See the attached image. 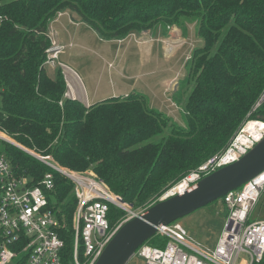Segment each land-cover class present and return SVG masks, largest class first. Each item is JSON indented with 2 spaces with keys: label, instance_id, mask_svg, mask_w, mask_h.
Wrapping results in <instances>:
<instances>
[{
  "label": "trees",
  "instance_id": "1",
  "mask_svg": "<svg viewBox=\"0 0 264 264\" xmlns=\"http://www.w3.org/2000/svg\"><path fill=\"white\" fill-rule=\"evenodd\" d=\"M63 13L105 41L159 30L166 37L172 26L196 24L202 44L186 63L191 93L185 126L153 108L142 94L90 107L67 98L63 70L56 68L52 77L46 66L50 25ZM0 17L1 128L62 167L92 172L128 206L157 203L223 153L247 117H264V100L258 106L264 96V0H0ZM182 95L175 92L177 105ZM3 152L29 187L39 185L47 173L54 175L48 200L65 224L64 264H72L74 184L13 145H5ZM123 214L111 206V228ZM152 241L153 246L166 242L156 236L146 244ZM26 259L20 255L16 264Z\"/></svg>",
  "mask_w": 264,
  "mask_h": 264
},
{
  "label": "built area",
  "instance_id": "2",
  "mask_svg": "<svg viewBox=\"0 0 264 264\" xmlns=\"http://www.w3.org/2000/svg\"><path fill=\"white\" fill-rule=\"evenodd\" d=\"M1 22L0 17V24ZM60 50L59 44L52 40L46 64L51 65V62L58 60ZM3 93L4 89L0 87L1 106ZM262 140L264 121L247 120L223 153L202 164L161 200L180 193L204 177L239 161ZM5 145L19 148L72 181L77 198L72 264H95L118 229L128 221L125 220L114 228L110 226L111 206L129 212L124 207L126 204L122 198L92 172H76L62 167L53 158L44 157L20 144L1 126L0 264H16L20 255H26V264H64V251L67 247L61 236L65 224L48 200V194L55 188L54 175L47 173L39 185L29 187L27 180L18 179L15 175L3 152ZM263 192L264 171L222 198L228 217L215 250L202 248L176 222L159 229L157 236L166 240L163 246L145 244L137 255L145 264H261L264 260V219H253L252 211Z\"/></svg>",
  "mask_w": 264,
  "mask_h": 264
},
{
  "label": "rangeland",
  "instance_id": "3",
  "mask_svg": "<svg viewBox=\"0 0 264 264\" xmlns=\"http://www.w3.org/2000/svg\"><path fill=\"white\" fill-rule=\"evenodd\" d=\"M74 15L78 18L77 14ZM86 27L87 26L84 28L86 29V35L81 36L78 40L72 41V45H69L67 48L65 46V53L61 55L60 59L51 62V65H48L49 63L46 64V66H49L47 67L48 73L54 77L56 68L60 67L62 70H64V67L61 65V63L67 65L70 64L73 66L81 78L82 94L84 93L83 88L86 92L88 99V103L86 104L87 107L91 106L90 103L111 99L113 94L123 95L121 97H124L126 94L137 93L147 96L150 100L151 106L153 108H158L160 105L157 104L156 99L159 100L160 95L157 97L155 91L153 95L152 91L149 89L150 83L155 85V87L158 86V90H160L159 92L164 96L163 99L171 101L172 103L174 102L173 97L175 92H177V94L181 92L183 94V98L180 100V105H177L175 102L173 103L176 106L174 111H177V113L176 115L173 113L171 114H173L172 118L179 125L185 126V107L191 93L190 86L188 85L189 70L186 68V63L192 57L193 50L202 44V41L199 39L197 34L196 24L189 23L187 26L177 25L171 27L169 31L170 35H167L169 37L167 40H170L171 42L168 44L166 43L165 47L167 48L166 55L168 57H172L170 56V53L172 52L174 57H172V59H168L163 55L164 50L162 49L159 53L161 54L159 57V66H161V68L159 69L162 72H159L153 76L147 74L149 73V70H151V67H147V65L143 66L142 62L144 60H141V53H143V58L146 57L145 53L147 52L143 51L147 50L144 40H150V35L148 33H142L140 34L141 36L132 37L131 42L122 41L123 45L131 43V52H129L128 55L126 54V56L122 54L121 57H119V55L115 57V45L110 41L101 40L92 30H89V28ZM160 34H162L161 31ZM65 36V39L68 40L69 36L67 32H65ZM52 40L55 41L53 36ZM135 43L137 44V48L136 50H133V47H135L133 44ZM126 47L129 46H125V49ZM71 53L74 58L68 60L69 54ZM145 61L147 63V60ZM150 62L153 63V59H150ZM74 63L76 64L74 65ZM149 65L150 64H148V66ZM151 66L153 67V64H151ZM118 73H120L122 76V79L120 78L122 80L121 83L117 78ZM173 74L174 77L170 81L169 86H160L157 84L161 78H169V76H172ZM96 85L98 87V93L94 94L92 92V88H94ZM183 86H185V89ZM263 100L264 96L261 98L258 104H260ZM162 101L163 100H161V102ZM170 104L171 103L166 104L167 107ZM158 110H163L165 115L171 117V115H168V111L166 109L162 108ZM248 119L249 118L247 117L245 123ZM177 185L174 188H176ZM165 195H163L161 198H163ZM161 198L159 201H161ZM154 203L137 208H134L133 205H126L129 208V212L123 210L124 214L115 226H118L121 224V222L134 217L133 213L144 212L149 207L154 205ZM227 217L228 212L226 208L223 207L222 200H220L181 219L179 223L183 226L184 230L194 240V242L200 244V246L205 250H215L222 236ZM252 218L255 220L264 219V192L262 193L258 204L252 211ZM74 226L75 219L72 227L73 237L76 233ZM153 242L154 241H152L150 245H154ZM127 264L145 263L136 254Z\"/></svg>",
  "mask_w": 264,
  "mask_h": 264
},
{
  "label": "water",
  "instance_id": "4",
  "mask_svg": "<svg viewBox=\"0 0 264 264\" xmlns=\"http://www.w3.org/2000/svg\"><path fill=\"white\" fill-rule=\"evenodd\" d=\"M264 121V117H261ZM264 171V140L239 161L170 195L144 212L133 213L103 250L95 264H127L138 250L154 238L159 229L179 222L190 214L222 200Z\"/></svg>",
  "mask_w": 264,
  "mask_h": 264
},
{
  "label": "crops",
  "instance_id": "5",
  "mask_svg": "<svg viewBox=\"0 0 264 264\" xmlns=\"http://www.w3.org/2000/svg\"><path fill=\"white\" fill-rule=\"evenodd\" d=\"M85 26H87L89 28V30H92L97 35V33L93 29H91L87 24H84L81 22H75L69 13L60 14L52 22V24L50 25V35H51V37L52 36L54 37L55 41L61 47V50L59 53V59H60L61 55L65 53V46L67 48L69 45H72V41L78 40L81 36L86 35V31H85L86 29H84ZM65 32H67V34L69 36V39H68L69 41L67 39H65L66 38ZM143 33H148L150 35V37H149L150 40H147V39H146L147 41L144 40V44L147 46V50L143 51V52H147V53H145V55H146L145 58L142 57L143 53H141V60H144L142 62V65L143 66L147 65V67H151V70H149V73H147V74H150L151 76H153V75L158 74L159 72H162L159 69V68H161V66H159V57L161 56V54H159V53L162 49L164 50L163 55L166 56L168 59H172V57H174L172 52L170 53V56H172V57H168L166 55L167 48L165 47V45H166V43L168 44L171 42L170 40H167V39H169L168 36L170 35V33L168 34L167 37L162 36V34H160V31H158L157 34H155V35L149 31L143 32ZM138 36H141V35L140 34H132L127 39L122 40V41L123 42H126V41L131 42L132 37H138ZM139 38H141V37H139ZM122 41H110V42H112V44L115 45V47H114V50H116L115 57L118 55H119V57H121L122 54H124L126 56V54L128 55L129 52H131V49H130L131 43L123 45ZM125 46H129V47H126V49H125ZM133 46H135V47H133V50H136L137 44L135 43V44H133ZM74 54H76V53H74ZM71 58H74L72 53L69 54L68 60L69 59L71 60ZM150 59H153V63L150 62ZM145 60H147V63ZM75 64L76 63H74V65ZM148 64H150V65L148 66ZM151 64H153V67L151 66ZM61 65L64 67L63 74H64V77H65V80L67 83L66 97L71 98V99H78L86 105L88 103V99H87L86 92H85L84 88H83V91L85 94L84 93L83 94L85 96L82 94V90H81L82 82H81L80 76L78 75L77 70L75 68H73V66H71L70 64L67 65V64L61 63ZM173 77H174V74L172 76H169V78H161L160 81L157 82V84L160 86L161 85L162 86L163 85L169 86L170 81L172 80ZM117 78L119 79V82L121 83L122 82V80H121L122 76L120 73L117 74ZM156 88H157V90H156ZM149 89H150V91H152L153 95H154V91H155L157 97H158V95H160V99L159 100L156 99L157 104L160 106H158V108H156V109H162V108L166 109L168 111V115H171V117H173L172 116L173 114L176 115L177 111H174L175 107H176L173 104L174 102L172 103L171 101L164 100L163 99L164 96H163V94H161L159 92L160 90H158V86L155 87V85H152L150 83ZM92 92L94 94L98 93L97 85L94 88H92ZM128 95H130V94H126L124 96H128ZM119 96L121 97L123 95L113 94V96H111V97H119ZM161 100H163V101L161 102ZM169 103H171V104L167 107L166 104H169ZM93 104H95V103H90V105H93ZM160 107H162V108H160ZM160 111L163 113V110H160ZM171 113H173V114H171Z\"/></svg>",
  "mask_w": 264,
  "mask_h": 264
}]
</instances>
